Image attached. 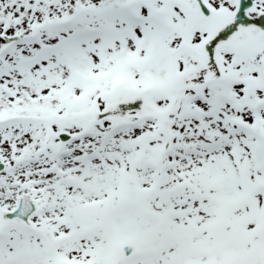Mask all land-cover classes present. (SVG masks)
<instances>
[{"label":"snow or ice","instance_id":"1","mask_svg":"<svg viewBox=\"0 0 264 264\" xmlns=\"http://www.w3.org/2000/svg\"><path fill=\"white\" fill-rule=\"evenodd\" d=\"M0 264H264V0H0Z\"/></svg>","mask_w":264,"mask_h":264}]
</instances>
